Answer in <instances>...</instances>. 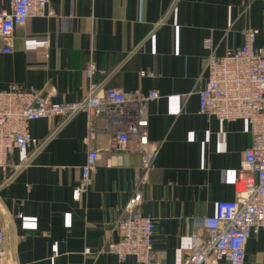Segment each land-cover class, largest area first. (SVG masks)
Here are the masks:
<instances>
[{
    "label": "crops",
    "instance_id": "crops-1",
    "mask_svg": "<svg viewBox=\"0 0 264 264\" xmlns=\"http://www.w3.org/2000/svg\"><path fill=\"white\" fill-rule=\"evenodd\" d=\"M11 3L0 0V10ZM248 27L259 31L255 47L264 52L263 0H49L45 16L16 28L11 52H4L0 37V91L34 88L54 93L60 102L82 100L93 60L104 71L93 82L133 95H161L145 107L149 138L161 145L152 166L143 168L139 152L109 150L110 126L102 119L95 143L103 157L80 199L73 188L87 154L86 114L66 124L60 118L31 122L38 144L14 150L0 175L8 263L121 264L102 246L118 240L111 224L140 193L136 209L158 224L154 264H184L193 219L213 216L218 202L235 198L252 142L248 122L200 112L198 92L208 78L211 51L204 42L210 39L214 53L224 55L244 45ZM246 259L245 264H264L263 230L250 237Z\"/></svg>",
    "mask_w": 264,
    "mask_h": 264
},
{
    "label": "built area",
    "instance_id": "built-area-1",
    "mask_svg": "<svg viewBox=\"0 0 264 264\" xmlns=\"http://www.w3.org/2000/svg\"><path fill=\"white\" fill-rule=\"evenodd\" d=\"M49 0H12L9 10H0V37L4 52L12 51L14 32L29 19L45 16ZM264 3V0H263ZM259 31L248 27L245 42L218 56L213 42L206 57L208 78L199 90L200 112L221 121L244 120L250 126L251 145L235 182L236 196L217 204L216 214L193 219V233L184 264H209L211 260L229 264H245L247 245L253 234L264 231V52L256 49ZM97 73H104L92 60L86 68L90 80L89 93L78 101H58L49 92L38 93L34 88L13 87L0 91V175L8 168L9 155L16 149L27 150L37 145L30 124L41 119L60 118L68 123L76 115L86 114L89 132L85 138L87 154L80 166L81 177L73 188V196L80 199L92 183V172L103 157L95 143L97 122L106 120L110 126L108 149L116 153L139 152L146 171L152 166L160 144L149 138L146 103L160 98L157 91L128 94L107 86L105 81L93 82ZM147 72H143L145 75ZM30 163L27 160L16 172ZM141 194L136 193L126 205L124 214L113 222L117 241L107 242L102 252L113 254L123 264L134 258L136 264H154L153 241L157 219L137 210ZM86 253L90 249L86 248ZM0 264H10L4 249V232L0 228Z\"/></svg>",
    "mask_w": 264,
    "mask_h": 264
}]
</instances>
